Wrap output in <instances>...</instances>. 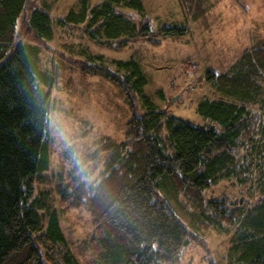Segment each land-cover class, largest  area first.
Wrapping results in <instances>:
<instances>
[{
    "label": "trees",
    "instance_id": "trees-1",
    "mask_svg": "<svg viewBox=\"0 0 264 264\" xmlns=\"http://www.w3.org/2000/svg\"><path fill=\"white\" fill-rule=\"evenodd\" d=\"M28 2L0 0V264H79L51 191L36 187L47 180L41 169L49 166L51 76L38 68V47L14 39L20 19L35 39L51 40L53 29L51 5L39 0L25 15ZM58 23L84 24L91 41L115 48L130 39L155 45L158 35L188 33L185 25L153 32L141 0H80V8L69 9ZM113 63L115 70L87 54L79 69L120 89L132 111L124 138L103 136L87 152L69 149L67 180L54 185L67 207L88 212L97 264H177L189 242L201 239L170 200L199 224L235 227L227 264H264V42L243 50L226 72L205 71L215 95L197 102L204 124L159 109L146 94L136 60ZM133 96L141 99L142 114L133 111ZM220 179L245 187V195L207 194Z\"/></svg>",
    "mask_w": 264,
    "mask_h": 264
},
{
    "label": "rangeland",
    "instance_id": "rangeland-1",
    "mask_svg": "<svg viewBox=\"0 0 264 264\" xmlns=\"http://www.w3.org/2000/svg\"><path fill=\"white\" fill-rule=\"evenodd\" d=\"M44 1L51 5L52 39H35L21 27V19L14 39L37 46L38 68L51 76L47 88L50 91L49 166L41 169L47 180L38 182L36 187L51 191L60 228L78 263L97 264L88 212L82 207H67L60 201L54 185L56 180H67L68 155H72L69 149L91 151L103 136L123 140L124 122L132 111L117 86L99 76L83 74L79 65L87 54L101 57L111 70H115L114 60L132 58L140 64L146 77V94L159 109L192 124H204L196 112L197 102L203 96L215 95L204 81V73L207 69L226 72L243 50L264 42V0H141L153 32L162 26L185 25L188 33L182 37L158 35L155 45L145 38L130 39L123 48L91 41L84 24L58 23L69 9L80 8V0ZM100 1L88 0V3L94 5ZM36 3L39 0H29L24 14ZM133 16L138 21L139 15ZM160 93L165 99H161ZM132 100L133 111L142 114L145 108L141 99L133 96ZM241 191L245 195V187L233 180L220 179L211 185L207 194L226 195L235 200L241 198ZM170 202L187 229L201 239L189 242L177 264H207L209 260L229 263L228 249L235 227L204 226L192 221L174 200Z\"/></svg>",
    "mask_w": 264,
    "mask_h": 264
},
{
    "label": "water",
    "instance_id": "water-1",
    "mask_svg": "<svg viewBox=\"0 0 264 264\" xmlns=\"http://www.w3.org/2000/svg\"><path fill=\"white\" fill-rule=\"evenodd\" d=\"M169 117H175V118H177L178 116L175 115V114H173V113H171V114H169ZM178 118H179V117H178Z\"/></svg>",
    "mask_w": 264,
    "mask_h": 264
}]
</instances>
